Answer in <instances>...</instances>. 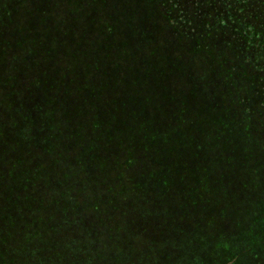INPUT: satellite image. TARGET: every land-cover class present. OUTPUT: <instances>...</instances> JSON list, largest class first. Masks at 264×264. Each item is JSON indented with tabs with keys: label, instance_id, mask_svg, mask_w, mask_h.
<instances>
[{
	"label": "trees",
	"instance_id": "trees-1",
	"mask_svg": "<svg viewBox=\"0 0 264 264\" xmlns=\"http://www.w3.org/2000/svg\"><path fill=\"white\" fill-rule=\"evenodd\" d=\"M263 197L264 0H0V264H264Z\"/></svg>",
	"mask_w": 264,
	"mask_h": 264
},
{
	"label": "rangeland",
	"instance_id": "rangeland-1",
	"mask_svg": "<svg viewBox=\"0 0 264 264\" xmlns=\"http://www.w3.org/2000/svg\"><path fill=\"white\" fill-rule=\"evenodd\" d=\"M261 202L263 204V214H261L260 216V220L256 223H253L256 225L257 230H260L261 232H264V197L263 199H261ZM244 222H242L240 219L237 220V227H236V231H241L242 230V225ZM251 226V225H250Z\"/></svg>",
	"mask_w": 264,
	"mask_h": 264
}]
</instances>
